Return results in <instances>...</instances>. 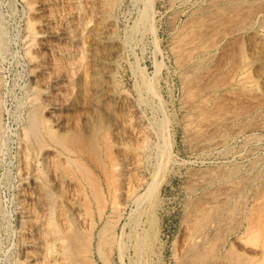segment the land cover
<instances>
[{
  "label": "rangeland",
  "instance_id": "obj_1",
  "mask_svg": "<svg viewBox=\"0 0 264 264\" xmlns=\"http://www.w3.org/2000/svg\"><path fill=\"white\" fill-rule=\"evenodd\" d=\"M19 1L0 0V264H264V0ZM72 222L93 236L75 260L49 233Z\"/></svg>",
  "mask_w": 264,
  "mask_h": 264
},
{
  "label": "bare ground",
  "instance_id": "obj_2",
  "mask_svg": "<svg viewBox=\"0 0 264 264\" xmlns=\"http://www.w3.org/2000/svg\"><path fill=\"white\" fill-rule=\"evenodd\" d=\"M0 86H1V81H0ZM0 97H1V95H0ZM1 99V98H0ZM4 100H0V113H1V106H3V104H4ZM3 108H4V106H3ZM2 108V109H3ZM30 114V113H29ZM1 115V114H0ZM38 119H36V117H30V120H29V125L25 128V130H24V133H25V135L27 136L26 138H28V137H30V136H32V137H35V138H37L38 136H40V135H38V121H37ZM211 120V119H210ZM3 122H1V117H0V129H2L3 128ZM3 130V129H2ZM1 130V131H2ZM39 133H41V132H39ZM3 134V133H2ZM57 136V135H56ZM39 138V137H38ZM20 139V138H19ZM30 139V138H29ZM59 140V139H58ZM40 141V140H39ZM32 143V142H31ZM33 143H34V141H33ZM40 143V142H39ZM21 146V145H20ZM166 164V163H165ZM165 164H164V166H165ZM82 166V167H81ZM80 166V170H81V172L83 173V175L85 176V178L88 180H86V182H89V183H87V184H89L88 185V187H87V189H89L90 191H89V193L87 192V194H86V196L85 197H87V200L89 201V199L90 198H94L93 200H97L96 202H98V204L100 205L101 204V198H100V196H99V193H98V190L96 189V187H95V184L94 183H96L95 181H94V178H93V174L86 168V167H84L83 166V163H82V165ZM79 170V171H80ZM165 170V169H164ZM92 171V170H91ZM81 173V174H82ZM159 175V174H158ZM153 181H154V179H153ZM157 181V180H156ZM152 183V182H151ZM158 183V182H157ZM160 183V182H159ZM158 183V184H159ZM157 186V185H156ZM98 187V186H97ZM151 188V187H150ZM159 188V187H158ZM149 189V188H148ZM152 190H153V188H152ZM155 190V189H154ZM151 191V190H150ZM100 192V191H99ZM155 192V191H154ZM85 193V192H84ZM150 193H153V191H151V192H149V194ZM52 195V194H51ZM146 196V195H145ZM50 197V196H49ZM2 198V197H1ZM52 199V198H51ZM104 199V198H103ZM1 200V199H0ZM2 202V201H1ZM90 202V201H89ZM88 202V203H89ZM2 205H1V203H0V211L2 212V215H8L9 214V210H3L4 208H3V206L1 207ZM5 207V206H4ZM0 212V213H1ZM5 212V213H4ZM101 215V214H100ZM22 217H24V216H22ZM68 217V216H67ZM70 217H71V215H70ZM73 217V216H72ZM101 217V216H100ZM41 220H43V219H41ZM54 220H55V218H54ZM66 220V219H65ZM75 220V219H74ZM49 221V220H48ZM53 221V220H52ZM47 222V221H46ZM71 222V221H70ZM75 222H76V220H75ZM39 223V222H38ZM43 223V222H42ZM58 223V222H57ZM8 224L10 225V221L8 222ZM47 224V223H46ZM49 224V223H48ZM53 224H54V222H53ZM72 224H73V222H72ZM70 224V226H69V230H65L64 231V229H63V231H62V229L60 228V226L58 225V224H55L54 226L52 225V228H50L49 230H47V231H49V233L51 234V238H52V240H54V241H61V245H62V243H63V248H64V254H65V257H67L68 259H70V260H73L77 255H81V254H84V252L85 251H87L88 250V248H89V246H91V240H92V237H91V235L90 236H84V235H80L78 232H76L75 230H74V228H73V226L75 225V224ZM36 225V224H35ZM107 225H108V223L106 222L105 224H104V226H102L101 227V229L99 230V232H98V235H97V237H98V239H97V253H98V255H102L103 253H102V247L105 245V247L108 245V243H109V240L111 239V238H109L108 237V235H107ZM12 226V225H11ZM40 226V225H39ZM38 226V227H39ZM42 226V225H41ZM46 226V225H45ZM93 226V225H92ZM95 226V225H94ZM51 227V226H50ZM64 227V226H63ZM42 227H40V229H41ZM92 228H94V227H92ZM91 228V229H92ZM46 229V228H45ZM80 230V229H79ZM43 234V233H42ZM49 234V235H50ZM88 234V233H87ZM90 234V233H89ZM92 234V233H91ZM110 235V234H109ZM40 237V236H39ZM46 239H47V237H45ZM38 240V239H37ZM48 240V239H47ZM111 241V240H110ZM48 242H50V241H48ZM52 243V242H51ZM57 243V242H56ZM60 244V243H59ZM107 244V245H106ZM110 246H111V244H109ZM108 245V246H109ZM58 246V245H57ZM56 246V247H57ZM61 246V247H62ZM60 247V248H61ZM54 248H55V246H54ZM90 249V248H89ZM103 249H105L104 247H103ZM61 251V250H60ZM87 252H89V250L87 251ZM91 252V251H90ZM48 253V252H47ZM61 253H62V251H61ZM102 253V254H101ZM45 257V256H44ZM47 257V256H46ZM50 257V256H49ZM103 257V256H102ZM101 257V258H102ZM48 258V257H47ZM100 258V259H101ZM76 259V258H75ZM74 259V260H75ZM103 259V258H102ZM70 260H68V261H70ZM86 260V259H85ZM75 262V261H74ZM86 262V261H85ZM84 262V263H85Z\"/></svg>",
  "mask_w": 264,
  "mask_h": 264
},
{
  "label": "built area",
  "instance_id": "obj_3",
  "mask_svg": "<svg viewBox=\"0 0 264 264\" xmlns=\"http://www.w3.org/2000/svg\"><path fill=\"white\" fill-rule=\"evenodd\" d=\"M14 5H15V8L17 9V10H19L21 13L23 12H25V9H24V7H23V5L20 3V1L19 0H14ZM6 171H7V167H3V169H2V172L0 173V181L2 182L3 181V176H4V174L6 173ZM5 192V191H4ZM1 197H2V195H1ZM3 201H8L9 203H11L10 201H11V199L10 198H8L7 197V195H6V193H5V195H3ZM13 200H14V198L12 199V202H13Z\"/></svg>",
  "mask_w": 264,
  "mask_h": 264
}]
</instances>
